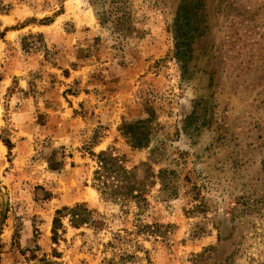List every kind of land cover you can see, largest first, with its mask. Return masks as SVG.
<instances>
[{"label":"rangeland","instance_id":"obj_1","mask_svg":"<svg viewBox=\"0 0 264 264\" xmlns=\"http://www.w3.org/2000/svg\"><path fill=\"white\" fill-rule=\"evenodd\" d=\"M0 264H264V0H0Z\"/></svg>","mask_w":264,"mask_h":264},{"label":"trees","instance_id":"obj_2","mask_svg":"<svg viewBox=\"0 0 264 264\" xmlns=\"http://www.w3.org/2000/svg\"><path fill=\"white\" fill-rule=\"evenodd\" d=\"M121 9L119 3H114L109 8L98 11L97 15L101 22L111 19L115 28H119L126 18L124 12L117 14L119 11H122ZM139 122L138 120L124 122L121 126L122 133L134 140L132 146L135 148H140L142 145L139 136L143 134L141 133ZM96 158V166L92 179L101 197L106 201L118 202L123 207L129 203H133L139 212H143L144 208L148 205L146 194L149 187L153 185L151 184L153 182L148 180L153 176L150 163L141 162V165L145 167L143 170L145 174L140 176L137 173L138 165L128 166L123 156L115 155L111 151H102ZM78 207L76 205L71 209L65 208V210H71L72 218L77 219L78 214L76 210ZM56 213L58 215L61 211L57 210ZM89 213L91 214V212ZM58 223L59 218L54 217L52 232L56 233ZM147 227L149 228L148 225H144L143 229H147Z\"/></svg>","mask_w":264,"mask_h":264}]
</instances>
